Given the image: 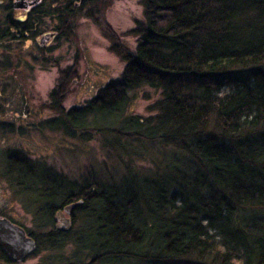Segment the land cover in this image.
<instances>
[{
	"label": "trees",
	"instance_id": "trees-1",
	"mask_svg": "<svg viewBox=\"0 0 264 264\" xmlns=\"http://www.w3.org/2000/svg\"><path fill=\"white\" fill-rule=\"evenodd\" d=\"M142 4L146 24L135 30L136 52L113 44L125 63L121 79L85 106L66 110L76 70L61 71L51 93L58 117L48 125L73 136L94 113L117 115L129 90L147 86L161 92L155 114L125 118L114 142L160 141L186 162L156 169L141 188L106 185L88 169L84 185L72 189L68 177L41 171L19 155L5 160V174L39 195L52 219L82 201L76 212H86L85 234L77 244L89 251V264H264V0ZM8 25L0 28V42L9 37ZM109 36L116 40L113 32ZM27 180L38 184L24 189ZM50 223L51 242L67 234Z\"/></svg>",
	"mask_w": 264,
	"mask_h": 264
},
{
	"label": "rangeland",
	"instance_id": "rangeland-1",
	"mask_svg": "<svg viewBox=\"0 0 264 264\" xmlns=\"http://www.w3.org/2000/svg\"><path fill=\"white\" fill-rule=\"evenodd\" d=\"M55 7L58 13L48 6L45 10L48 8L49 14L56 17L64 15V3ZM144 10L142 0L89 1L70 23L66 22L68 14L63 23L48 18L46 26L35 34L30 33L28 38L0 42V217L22 227L37 245L32 255L17 263L0 252V264H89L91 261L89 251L77 244L85 234L84 209L74 211L72 228L64 237L48 240L47 234L55 229L50 221L56 224L55 219L45 212L39 195L13 185L5 174L8 166L5 160L9 156L25 157L26 162L35 164L41 171L51 170L68 177L72 189L84 185L88 169L106 185L136 184L134 187L141 188L142 178L156 169L169 162H186L182 160L186 156L160 141L142 138L114 142V130L121 129L125 118L145 119L155 114L161 92L147 86L129 90L128 103L117 115L101 118L94 113L88 118L87 126L73 136L59 125L52 129L48 125V121L58 117L51 93L59 84L61 71L76 70L63 101L66 110L85 106L109 82L121 79L125 63L112 50L113 44L116 41L123 49L136 52L139 36L135 30L146 24ZM110 30L116 37L114 41L109 36ZM53 32L57 33L55 38L40 36ZM131 175L135 180L131 181ZM15 176L19 177L20 173ZM24 183V189L38 184L34 180ZM91 224V220L85 222L86 227Z\"/></svg>",
	"mask_w": 264,
	"mask_h": 264
},
{
	"label": "flooded vegetation",
	"instance_id": "flooded-vegetation-1",
	"mask_svg": "<svg viewBox=\"0 0 264 264\" xmlns=\"http://www.w3.org/2000/svg\"><path fill=\"white\" fill-rule=\"evenodd\" d=\"M89 1L94 0H86L84 2L81 0H0V28L6 26L9 22L13 25H8L10 26L7 32L9 37L5 38L6 40L28 38L30 33L35 34L39 28L46 26L45 21L48 18L51 20L57 18L63 23L66 14H68L66 22L70 23V21L75 19L78 12L82 11L85 3ZM62 3H64V15L58 14L59 16L56 17L53 14H49L48 8L45 10L46 6H48L57 12L55 5H61ZM2 8L3 10H1ZM2 13L3 15L6 14L4 19H2ZM40 36H43V38H55L57 33H46V35L41 33Z\"/></svg>",
	"mask_w": 264,
	"mask_h": 264
},
{
	"label": "water",
	"instance_id": "water-1",
	"mask_svg": "<svg viewBox=\"0 0 264 264\" xmlns=\"http://www.w3.org/2000/svg\"><path fill=\"white\" fill-rule=\"evenodd\" d=\"M82 2L86 0H81ZM82 201L65 206L55 214L56 230L69 232L71 216ZM36 242L26 231L6 218H0V249L13 262H22L36 251Z\"/></svg>",
	"mask_w": 264,
	"mask_h": 264
}]
</instances>
